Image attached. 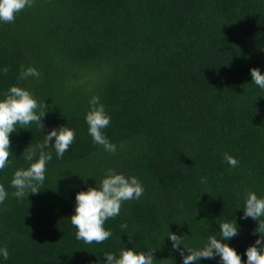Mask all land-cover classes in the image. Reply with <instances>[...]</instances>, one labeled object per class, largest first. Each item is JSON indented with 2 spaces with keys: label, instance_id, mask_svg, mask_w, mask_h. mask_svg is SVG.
<instances>
[{
  "label": "trees",
  "instance_id": "obj_1",
  "mask_svg": "<svg viewBox=\"0 0 264 264\" xmlns=\"http://www.w3.org/2000/svg\"><path fill=\"white\" fill-rule=\"evenodd\" d=\"M29 65L38 82L18 78ZM0 67V93L17 84L46 104L43 129L33 122L14 132L11 164L0 171L9 192L2 264H97L133 245L152 249L155 264H181L170 231L197 248L235 218L231 246L243 253L256 239L258 222L240 219V208L249 191L264 196V89L250 76L252 67L264 72V0H34L0 24ZM93 95L111 116L104 131L115 154L88 134ZM64 124L76 138L61 159L52 150L42 189L12 197L14 170L28 166L23 150ZM109 167L136 175L145 191L105 222L111 237L86 244L69 218L75 194Z\"/></svg>",
  "mask_w": 264,
  "mask_h": 264
},
{
  "label": "clouds",
  "instance_id": "obj_2",
  "mask_svg": "<svg viewBox=\"0 0 264 264\" xmlns=\"http://www.w3.org/2000/svg\"><path fill=\"white\" fill-rule=\"evenodd\" d=\"M34 0H0V24L14 22L16 15L25 8L33 6ZM6 67H0V73H6ZM251 82L260 89H264V72L258 67L250 68ZM41 72L34 66H21L20 80L32 79L39 81ZM89 110L84 120L87 131L94 144L102 146L109 154L117 152V145L106 135L105 129L111 123V116L101 102L98 95H93L89 101ZM46 104L39 101L34 91L28 87L13 84L6 91L0 93V171L11 164L9 157L14 153L11 148V135L19 129H29L28 126L36 122L41 130L44 125L42 118L45 115ZM76 130L64 125L52 127L44 133L43 141L23 150V158L28 162L27 167L14 170L10 180V187L14 189L11 196L22 200L29 194H36L42 188L46 177L47 164L53 158L61 159L73 144ZM51 149V150H49ZM224 159L230 167L239 164L238 159L225 153ZM206 183V178H201ZM145 189L136 175H126L114 168L104 170L102 179L95 186H88L75 194L74 210L70 222L76 228V239L86 244L93 242L100 244L112 235L105 222L120 214L121 205L125 201L139 200ZM9 197V192L0 183V205ZM242 215L240 219L251 218L258 222L256 239L249 244L244 252H239L231 246L230 240L239 232L240 225L237 219L225 220L219 223V237L210 235L202 246L192 248L183 242V235L170 231L167 238L172 248L179 251L181 264H201V261L217 260L218 264H264V196L249 191L244 196ZM126 229L127 225L123 224ZM131 242V240L129 239ZM183 246V247H181ZM242 255L245 259L242 260ZM103 261L97 264H155L153 250H138V246L125 247L119 254L103 253ZM9 258L6 246H0V264Z\"/></svg>",
  "mask_w": 264,
  "mask_h": 264
}]
</instances>
